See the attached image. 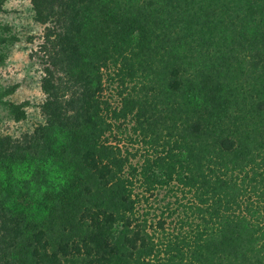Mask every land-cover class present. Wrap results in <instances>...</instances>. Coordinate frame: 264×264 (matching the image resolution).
Returning a JSON list of instances; mask_svg holds the SVG:
<instances>
[{"label":"trees","instance_id":"1","mask_svg":"<svg viewBox=\"0 0 264 264\" xmlns=\"http://www.w3.org/2000/svg\"><path fill=\"white\" fill-rule=\"evenodd\" d=\"M29 2L41 120L0 135V264H264V0Z\"/></svg>","mask_w":264,"mask_h":264},{"label":"rangeland","instance_id":"2","mask_svg":"<svg viewBox=\"0 0 264 264\" xmlns=\"http://www.w3.org/2000/svg\"><path fill=\"white\" fill-rule=\"evenodd\" d=\"M0 24L7 25L6 36H13L3 48L5 60L0 65V90L16 85L12 94L5 97L14 102L28 101V120L15 122L0 106V135L30 130L41 120L38 105L43 98L40 89L41 64L35 54L40 41L42 25L32 18L29 0H6L0 11Z\"/></svg>","mask_w":264,"mask_h":264}]
</instances>
